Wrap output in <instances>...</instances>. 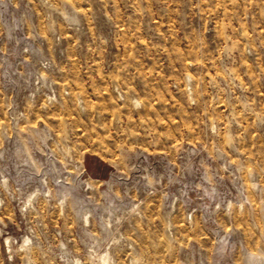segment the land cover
I'll return each instance as SVG.
<instances>
[{
	"label": "rangeland",
	"instance_id": "374dc122",
	"mask_svg": "<svg viewBox=\"0 0 264 264\" xmlns=\"http://www.w3.org/2000/svg\"><path fill=\"white\" fill-rule=\"evenodd\" d=\"M0 264H264V0H0Z\"/></svg>",
	"mask_w": 264,
	"mask_h": 264
}]
</instances>
